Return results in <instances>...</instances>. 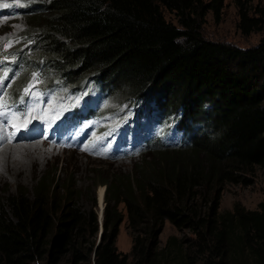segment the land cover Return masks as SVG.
<instances>
[{"label": "trees", "instance_id": "trees-1", "mask_svg": "<svg viewBox=\"0 0 264 264\" xmlns=\"http://www.w3.org/2000/svg\"><path fill=\"white\" fill-rule=\"evenodd\" d=\"M34 2L15 36L30 67L43 61L54 81L85 75L181 105L189 144L141 154L155 157L132 176L93 174L104 185L98 237L96 212L77 203L82 189L70 175L46 172L28 190L0 192V264H264V194L255 208L234 200L217 209L224 182L246 183L264 163V34L248 46L205 38V14L218 21L223 0ZM231 2L241 33L263 28L264 4ZM118 203L139 226L127 253L114 245ZM164 220L191 234L186 245L175 236L153 243Z\"/></svg>", "mask_w": 264, "mask_h": 264}, {"label": "rangeland", "instance_id": "rangeland-1", "mask_svg": "<svg viewBox=\"0 0 264 264\" xmlns=\"http://www.w3.org/2000/svg\"><path fill=\"white\" fill-rule=\"evenodd\" d=\"M253 3L261 5L264 4V0H253ZM164 13L167 17L171 16L166 11ZM14 14L0 16V45H5L9 37L25 29L21 22L23 17H13ZM204 18L201 32L205 38L211 40L230 42L238 46H248L255 44L259 37L264 34V26L262 29L250 31L247 34L239 31L236 27L238 15L231 0H223L218 21L212 19L209 11ZM33 80L35 82L38 81V77L36 76V79ZM84 92L85 90H81L68 99L58 100L57 104L45 102V112L57 111L58 114L67 105L77 102L80 95ZM113 93H115L113 95H117L116 98L118 97V99L114 98L115 105H112L111 102L110 109L102 112L105 116L102 119V123L100 122L94 126V133L101 134L100 126L103 123L105 125L113 123L117 117L114 116V113L121 111L134 101L131 98L120 100L122 96H119L116 90ZM137 100L140 101V98ZM32 103L34 109L37 110L36 101L33 100ZM71 141L72 139L60 140L61 144H58L59 140L45 135L41 138L29 139L26 142L24 139H18L11 143H0V192H14L15 189L28 190L36 177L46 172L58 175L59 181L70 175L75 186L82 189L77 203L84 210L95 208L97 211L96 195L98 189L103 187L101 184L94 182L93 174L120 172L132 176L135 166L155 157L153 155L143 157L136 155L119 159V157L103 155L97 150L90 151L83 147L70 145ZM165 150L171 151L173 149ZM263 194L264 163L255 166L253 174L250 175V179L246 183L224 182L219 193L217 209L222 211L230 208L234 200H237L245 208H255L257 201ZM92 197H94V200L96 199V204L95 201L91 200ZM117 208L123 212V218L117 225L114 245L118 252L127 253L131 246L132 236L137 233L136 229L139 226L133 227L127 223L125 210L121 203H118ZM156 230L151 240L156 243L158 248L166 243L169 236H175L177 241L183 242V246L186 245L185 241L187 238L191 236L187 230L177 229L166 220Z\"/></svg>", "mask_w": 264, "mask_h": 264}, {"label": "clouds", "instance_id": "clouds-1", "mask_svg": "<svg viewBox=\"0 0 264 264\" xmlns=\"http://www.w3.org/2000/svg\"><path fill=\"white\" fill-rule=\"evenodd\" d=\"M35 7L36 3L34 2L33 8L22 13L21 16L34 13ZM42 66H44L43 61ZM41 74L46 84L51 86V90L54 89L51 91L52 97H47L45 102L57 104L58 100L68 99L79 91L85 90L77 102L61 109L62 115L65 113L64 116H67L71 123L67 127L64 140H67L72 134L74 137L76 136L70 145L83 147L90 151L97 150L103 155L122 159L158 149H180L189 144L187 129L183 127L184 109L181 105H177L175 108H173V105L170 107L164 105L163 107L160 104L164 103V98L157 101L154 99L146 100L142 96L132 93L121 94L115 89L117 94L122 96L120 100L131 98L134 101L131 105L114 113V116H117L116 120L109 125L103 123L100 126L101 134H97L93 132V128L96 124L102 123L105 116L102 112L110 109L111 102L112 105H115L113 100L117 96L113 95L115 90L112 87H105L101 82H97L95 77H85L83 75L72 82L57 73V78L62 79L67 87L66 91L63 92L60 86H57V90L55 89L56 82L53 77L56 73L50 72L48 74V71L42 67ZM22 75L14 78V82L10 87L13 98H19L21 95L19 91L26 83L27 78L22 84L19 83ZM139 98L140 101L137 100ZM11 115L5 117L6 122ZM57 124V120H52L48 125L50 128H55ZM42 131L39 130V134L23 139L26 142L29 139L41 138L45 136ZM21 136L23 135L16 134L12 142L18 140ZM58 140V144H61L60 138ZM0 143L9 142L5 138L0 140ZM102 187L104 189V185ZM100 231L101 228L98 230L97 237Z\"/></svg>", "mask_w": 264, "mask_h": 264}, {"label": "snow or ice", "instance_id": "snow-or-ice-1", "mask_svg": "<svg viewBox=\"0 0 264 264\" xmlns=\"http://www.w3.org/2000/svg\"><path fill=\"white\" fill-rule=\"evenodd\" d=\"M9 45H5V48ZM7 78V71L4 72L3 77H0V83L3 82V79ZM33 79H36V74H33ZM25 93L29 91L27 88L24 90ZM29 113H13L7 122L0 127V139H7L9 143L12 142V139L15 137L16 133L20 130L21 127H26L27 123L30 122L28 117L30 116ZM23 121V123H16L14 124L13 121ZM9 128H11V132L9 133Z\"/></svg>", "mask_w": 264, "mask_h": 264}, {"label": "bare ground", "instance_id": "bare-ground-1", "mask_svg": "<svg viewBox=\"0 0 264 264\" xmlns=\"http://www.w3.org/2000/svg\"><path fill=\"white\" fill-rule=\"evenodd\" d=\"M102 193H103V188H99L98 189V192H97V195H96V199H97V211H99V207H101V204H102ZM96 211V212H97ZM99 212H97L98 214Z\"/></svg>", "mask_w": 264, "mask_h": 264}, {"label": "water", "instance_id": "water-1", "mask_svg": "<svg viewBox=\"0 0 264 264\" xmlns=\"http://www.w3.org/2000/svg\"><path fill=\"white\" fill-rule=\"evenodd\" d=\"M102 204H101V207H99V213L97 214L95 208V212H96V220H97V225H98V230L99 228H101V217H102V208H103V200L101 201Z\"/></svg>", "mask_w": 264, "mask_h": 264}]
</instances>
